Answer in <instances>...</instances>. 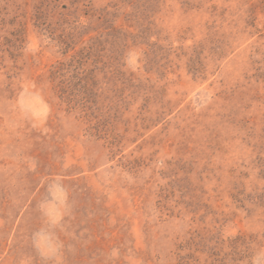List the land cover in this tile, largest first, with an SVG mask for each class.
<instances>
[{"label": "rangeland", "instance_id": "374dc122", "mask_svg": "<svg viewBox=\"0 0 264 264\" xmlns=\"http://www.w3.org/2000/svg\"><path fill=\"white\" fill-rule=\"evenodd\" d=\"M0 264H264V0H0Z\"/></svg>", "mask_w": 264, "mask_h": 264}, {"label": "trees", "instance_id": "16d2710c", "mask_svg": "<svg viewBox=\"0 0 264 264\" xmlns=\"http://www.w3.org/2000/svg\"><path fill=\"white\" fill-rule=\"evenodd\" d=\"M87 89H88V87H84V90H87ZM85 108H87V107L85 106ZM87 109L89 110V107ZM90 110H92V108Z\"/></svg>", "mask_w": 264, "mask_h": 264}]
</instances>
